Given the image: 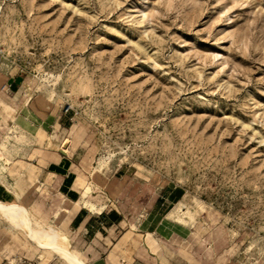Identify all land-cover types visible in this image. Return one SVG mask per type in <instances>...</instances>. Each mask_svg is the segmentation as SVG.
<instances>
[{"label": "rangeland", "instance_id": "374dc122", "mask_svg": "<svg viewBox=\"0 0 264 264\" xmlns=\"http://www.w3.org/2000/svg\"><path fill=\"white\" fill-rule=\"evenodd\" d=\"M0 62L85 128L95 199L171 192L221 264H264V0H0Z\"/></svg>", "mask_w": 264, "mask_h": 264}, {"label": "crops", "instance_id": "0c3cea01", "mask_svg": "<svg viewBox=\"0 0 264 264\" xmlns=\"http://www.w3.org/2000/svg\"><path fill=\"white\" fill-rule=\"evenodd\" d=\"M31 86L29 76L0 62L1 202L26 209L34 226L48 224L65 235L70 252L85 264H221L170 216L171 192L158 198L144 188L130 200L110 194L104 201L91 189V205H85L91 141L71 112L33 101ZM0 264L69 263L0 217Z\"/></svg>", "mask_w": 264, "mask_h": 264}, {"label": "bare ground", "instance_id": "6f19581e", "mask_svg": "<svg viewBox=\"0 0 264 264\" xmlns=\"http://www.w3.org/2000/svg\"><path fill=\"white\" fill-rule=\"evenodd\" d=\"M90 192L91 188L88 186L82 192L81 196L85 205H91L88 200ZM0 217L9 222L14 228L24 232L34 244L58 254L65 262L85 264L79 257L70 252L65 235L48 226V224L47 226L41 224L34 226L27 210L17 204L0 201Z\"/></svg>", "mask_w": 264, "mask_h": 264}, {"label": "built area", "instance_id": "2783aa9c", "mask_svg": "<svg viewBox=\"0 0 264 264\" xmlns=\"http://www.w3.org/2000/svg\"><path fill=\"white\" fill-rule=\"evenodd\" d=\"M68 112H71V109H70L69 106H65V107L63 108V113H68ZM73 115H75V114H73Z\"/></svg>", "mask_w": 264, "mask_h": 264}]
</instances>
